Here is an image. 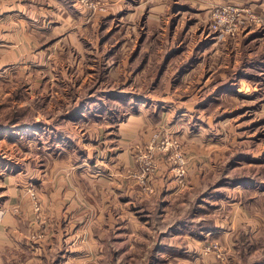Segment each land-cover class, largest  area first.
I'll return each mask as SVG.
<instances>
[{
    "label": "rangeland",
    "instance_id": "rangeland-1",
    "mask_svg": "<svg viewBox=\"0 0 264 264\" xmlns=\"http://www.w3.org/2000/svg\"><path fill=\"white\" fill-rule=\"evenodd\" d=\"M263 35L247 1L0 0V264H264L206 233L264 217Z\"/></svg>",
    "mask_w": 264,
    "mask_h": 264
},
{
    "label": "crops",
    "instance_id": "crops-1",
    "mask_svg": "<svg viewBox=\"0 0 264 264\" xmlns=\"http://www.w3.org/2000/svg\"><path fill=\"white\" fill-rule=\"evenodd\" d=\"M210 2H214L216 0H208ZM219 1H226V0H219ZM229 1V0H227ZM240 2L242 1H247V2H253L254 5L261 11L264 12V0H239ZM264 36V35H263ZM240 186V185H236L233 186L232 188L234 190H236V188ZM240 190V189H238ZM261 197H264V187L262 189H260L259 191H254L253 195L249 198L250 200L254 201L255 204L258 201V199H260ZM222 203L221 205L223 207H228V213L227 216H223L222 219L218 220L217 225L211 226L210 228L206 229V233H210L211 235L214 234V232L216 231H222L223 234H228L229 232L232 233L231 231L235 230V229H239L240 227H242L243 223H248L251 227H250V232H252V236H262L264 235V217L261 214H258L256 211L254 212L255 215H261L258 218L254 216H252L246 208V204L244 203V201L240 200V199H232L230 202H228L227 198H223V199H219ZM69 202V201H68ZM67 201H64L65 204L68 203ZM62 203V201L60 202ZM254 204V205H255ZM257 205L259 206V208L261 207L258 203ZM261 210V209H260ZM225 213V212H224ZM57 217H59V215H57ZM60 218H63L64 220H67L69 223H72L71 225V230H70V235L69 238H71L73 240L72 245L70 246V253H73L75 255H78L79 257V247L75 246V237L79 238L80 232H81V228L80 225L75 221V215L74 214H61ZM85 233V232H84ZM255 237V238H256ZM19 244L23 245L22 241L18 240ZM14 248H19L18 245H16ZM51 249L48 248V250H45L41 257H35L30 261H26V264H41V260L45 261L47 264H57V262L55 260L52 261L51 258ZM59 253V252H58ZM65 253L63 250H61V254ZM17 257L15 256V259ZM58 260V259H57ZM63 260V259H62ZM80 264V263H78Z\"/></svg>",
    "mask_w": 264,
    "mask_h": 264
},
{
    "label": "built area",
    "instance_id": "built-area-1",
    "mask_svg": "<svg viewBox=\"0 0 264 264\" xmlns=\"http://www.w3.org/2000/svg\"><path fill=\"white\" fill-rule=\"evenodd\" d=\"M219 18V17H218ZM224 28L227 32H233L234 30H236V24H228V25H223L222 21L219 20V23H215L214 28Z\"/></svg>",
    "mask_w": 264,
    "mask_h": 264
}]
</instances>
